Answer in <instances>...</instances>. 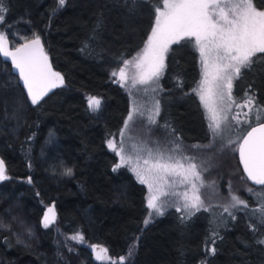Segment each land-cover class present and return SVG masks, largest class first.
Masks as SVG:
<instances>
[{"label": "trees", "instance_id": "trees-1", "mask_svg": "<svg viewBox=\"0 0 264 264\" xmlns=\"http://www.w3.org/2000/svg\"><path fill=\"white\" fill-rule=\"evenodd\" d=\"M156 2L137 0L130 7L125 0H66L53 14L57 0H4L0 27L11 48L24 42L21 37L39 34L64 84L32 105L11 61L0 54V156L8 177L0 180V264H119L137 236L126 264H264V245L256 243L264 239V227L250 229L256 222L251 211H236L232 220L215 205L181 222V213L170 208L145 226L146 186L126 167L113 171L119 160L107 140L120 132L131 98L110 73L143 47ZM254 2L264 6V0ZM172 48L161 78L159 124H171L184 145L207 144L204 109L191 91L200 79L199 53L194 44ZM249 84L264 104V60L234 82V96L244 98ZM88 96L102 100L99 111L88 109ZM236 149L218 150L212 162L257 208L264 187L247 180ZM67 167L71 176L64 174ZM53 205L55 221L45 228ZM212 228L223 237L214 256L205 251ZM78 233L82 242L71 239ZM92 246L107 248L109 259L97 260Z\"/></svg>", "mask_w": 264, "mask_h": 264}, {"label": "snow or ice", "instance_id": "snow-or-ice-1", "mask_svg": "<svg viewBox=\"0 0 264 264\" xmlns=\"http://www.w3.org/2000/svg\"><path fill=\"white\" fill-rule=\"evenodd\" d=\"M125 3L135 7L137 0H125ZM65 4L66 0H57L53 14ZM6 11L4 0H0V26L4 24ZM153 13L154 22L143 48L131 59L121 58L122 66L110 73L113 82L125 87L130 95L133 90L145 96L151 92V105L134 100L120 129L119 140L115 137L107 140V147L119 158L113 171L127 167L147 187V208L151 212L145 226L153 216H163L170 207L181 213V222L191 220L201 211H209L210 205L201 196V189L206 186L203 174L209 170L213 158L206 153L223 150L225 146L238 145L236 150L247 180L264 187V104L258 101L251 84L242 101L233 95L234 81L264 60L257 55L264 54V6L258 8L254 0H162V4L157 0ZM6 32V28L0 27V54L11 59L30 103L39 105L52 89L64 84V76L53 70L39 34L33 33L31 39L21 37L24 42L10 48ZM188 44H194L199 53L200 80L191 91L199 97L207 121L210 139L203 145H184L171 124L158 123L161 107L155 94L162 91L159 81L166 68V57L174 51L173 45ZM87 47L85 44L82 51ZM177 87H183L179 79ZM87 106L97 112L102 100L88 96ZM160 127L165 134L156 136ZM64 174L71 176L73 169L65 168ZM5 179H8L6 165L0 159V180ZM247 192L252 194L253 188H247ZM261 196L264 198V192ZM221 207L232 220L236 219V211H251L256 222H250L249 227L254 233L258 227H264V203L250 208L246 200L230 193L229 203ZM54 221L53 205L44 215V227ZM71 239L82 242L84 237L78 233ZM139 239L135 238L126 256L119 257V264H126L135 254ZM222 239L215 228L210 230L205 241L207 255L216 254L215 245ZM256 243L264 245V239H257ZM92 249L95 252L96 246ZM107 253V248H101L96 259L108 260ZM201 264H207V260Z\"/></svg>", "mask_w": 264, "mask_h": 264}, {"label": "rangeland", "instance_id": "rangeland-1", "mask_svg": "<svg viewBox=\"0 0 264 264\" xmlns=\"http://www.w3.org/2000/svg\"><path fill=\"white\" fill-rule=\"evenodd\" d=\"M9 47L11 48L10 43H9ZM136 53L134 55H136ZM166 60H167V57H166ZM166 60H165V64H166ZM159 85H160V88H161V79L159 81ZM127 92L129 93L128 90H127ZM160 94H161V91H158L155 94L158 99L160 97ZM233 95H234V93H233ZM152 96H153V94L151 92H149L147 94V96H145V94L143 92H136V90H133V94L130 95V98H131V108H130V110L133 107V101L134 100H136L137 102H140V103H146L148 106H150L151 105V102H152ZM236 99L238 101H242L243 100V98L242 99L236 98ZM158 123H159V120H158ZM164 134H165V130H164L163 127H160L158 129V131L156 132V136H163ZM113 137H115L117 140H119V133L116 134V135H114V136H112L111 138H113ZM232 138L235 139L236 137L234 138V135H233ZM132 143L133 142L130 141L129 144H128V148H129L130 151L132 150ZM225 145H226V139H225ZM237 147H238V145L225 146L223 148V150L222 151L220 150V151L221 152H224L227 148L229 149V148H237ZM218 150L219 149H216V150H213V152H209V153H206V154L214 156L215 155V152H218ZM118 160H119V158H118ZM212 160H213V158H212ZM212 160L209 161V164L211 165L209 167V170L203 174L204 175L205 182H206V186L201 189V196H202L203 199H205V203L207 205H210V207L211 206H215V205L222 206V205H224L226 203H229V201H230V193H234V194L240 196L238 194V192H237L238 187L237 186L236 187H233L232 186V185H235V183H238V181L235 180V183H234L232 181H228L227 179H224L220 174L217 173V169L215 167L216 165L212 162ZM238 184H236V185H238ZM209 185H211V186H209ZM146 189H147V187H146ZM147 192H148V190H147ZM260 193H262V192H260ZM255 194H258V192L255 193ZM240 197L243 199L242 196H240ZM260 201H261V203H264V198H262V196H261ZM170 208H168V209H170ZM148 211H149V213L151 212L150 209H148ZM149 213H148V217H149ZM155 217L156 216H153V218H155ZM101 248H104V247H101V246L98 247L96 249V253L100 252V249ZM107 255H108V253H107Z\"/></svg>", "mask_w": 264, "mask_h": 264}, {"label": "water", "instance_id": "water-1", "mask_svg": "<svg viewBox=\"0 0 264 264\" xmlns=\"http://www.w3.org/2000/svg\"><path fill=\"white\" fill-rule=\"evenodd\" d=\"M41 42H42V44H43V46H44V50H45V52L47 53V51H46V47H45V45H44V43H43V41H42V39H41ZM47 55H48V53H47ZM48 58H49V56H48ZM10 61H11V59L10 58H8ZM49 62L51 63V65H52V62H51V60L49 59ZM14 68V67H13ZM52 68H53V70L54 71H56L55 69H54V67H53V65H52ZM14 71H15V73H17L18 74V72L14 69ZM19 75V74H18ZM22 82V81H21ZM23 84V83H22ZM57 88H54V89H52V91L51 92H49V94L43 99V100H45L47 97H49L51 94H53L54 93V91L56 90ZM42 100V101H43ZM41 101V102H42ZM239 153V152H238ZM0 159H2V157L0 156ZM3 160V159H2ZM4 161V160H3ZM5 163V162H4ZM241 164V163H240ZM241 167H242V170H243V165L241 164ZM244 172V171H243ZM245 174V176H246V173H244ZM247 178V177H246ZM254 187H262V186H259V185H254L253 183H252V181H250V180H248ZM49 207H51V206H49ZM48 209V208H47ZM46 212H47V210H46Z\"/></svg>", "mask_w": 264, "mask_h": 264}]
</instances>
